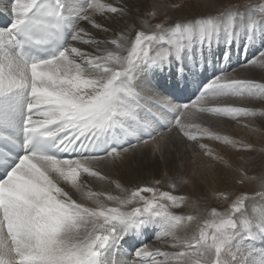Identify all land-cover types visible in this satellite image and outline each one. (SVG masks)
I'll return each instance as SVG.
<instances>
[{
	"label": "snow or ice",
	"instance_id": "1",
	"mask_svg": "<svg viewBox=\"0 0 264 264\" xmlns=\"http://www.w3.org/2000/svg\"><path fill=\"white\" fill-rule=\"evenodd\" d=\"M205 6L212 10L173 17L183 5L12 2L10 27L0 28V264H264V247L255 246L264 242V175L236 169L237 185L256 187L214 193L227 207L200 217L174 212L187 197L161 191L160 179L126 187L101 169L148 150L163 158L173 138L228 169L205 141L254 151L214 129L224 119L264 122V110L236 106L264 103L255 75L234 78L221 67L206 83L193 81L186 103L160 84L166 71L187 84L200 57L207 61L205 45L254 43L259 32L264 48V0ZM240 67L264 80V50ZM167 179L173 188L186 183ZM153 234L171 239L173 251L141 241Z\"/></svg>",
	"mask_w": 264,
	"mask_h": 264
},
{
	"label": "bare ground",
	"instance_id": "2",
	"mask_svg": "<svg viewBox=\"0 0 264 264\" xmlns=\"http://www.w3.org/2000/svg\"><path fill=\"white\" fill-rule=\"evenodd\" d=\"M101 2L108 3V2H112V0H101ZM151 2L152 0H148L147 3L145 4H149ZM155 2L159 3L158 0H155ZM168 2L169 3L162 2L159 4L170 7V5L174 3L171 0H169ZM198 2L200 3L201 8L202 7L206 8L207 11L212 10L205 6V0H198ZM130 3H132L133 5L138 3L139 6L141 7L140 5L141 0H130ZM10 7L11 5L6 0H0V17L3 14L2 11H7L10 14ZM135 9H136L135 7L132 9L133 14L134 15L139 14L137 13V10L135 11ZM194 10H196V8L192 9V8L186 7L183 10V12L179 10L175 11L174 9H171L169 11V15L173 17L192 16L193 15L192 13H194L193 12ZM179 12H182V14H178ZM1 24H4V22L1 21ZM87 27L91 29L90 25H87ZM92 31L94 32V34L100 35L99 33H96L95 30H92ZM259 44H261V42L259 38V32H257V38L254 41V43H249L246 40L245 41L237 40L231 46H227V45L217 46L216 44H213L210 49L208 48L207 45H205L204 48H205V56L207 57V61L205 62L203 57H200L201 62H204L206 65L205 74L203 76L204 80L208 81L212 79L213 76L217 73L218 69L221 67H226V68L231 69V71L229 72V75L234 78H237L236 72L243 70L241 69L240 65L245 64L249 60L255 59L258 56L256 55V52L259 47ZM223 51L228 57H230L229 60L222 59ZM217 61H219V63ZM171 76L172 74L167 71L160 74L159 76L160 84L163 83L164 78L166 79V84H170ZM236 106L253 107L257 111L264 110V105L262 103H258V104L254 103L250 105V104H245V103L237 101ZM244 119L241 118V120H239L238 122L232 121L233 123L231 124H234L233 127L229 126L228 121L224 119L219 123V125L215 126L214 130L219 131L221 135H226L227 133L225 132L227 130L224 131V127H229L234 132L235 131L238 132L237 133L239 134L238 141H241V143H244V144L253 145V149L257 153L256 159L258 157L260 158L256 160L255 166L247 169L248 174L252 176L264 175V152L261 151V149L264 148V122H262L260 118H256V119L248 118L251 121V123L249 125L247 124L246 125L252 128L250 129L251 132H247V133L244 132L242 135L241 128L242 127L244 128L245 126L244 124L245 121L244 122L242 121ZM235 137L236 136H234V138ZM209 142L207 141L206 143H208L209 147L212 148L213 150H215L216 148L217 150L221 149V147H218V145H216L214 141H211V143ZM184 144L185 143L181 142V140H179L178 138H173L172 140H170L168 145L165 147L163 158H161L159 153L153 156L151 151L148 150L146 152H137L134 156H129V158L124 160L123 162H117L115 166H112L111 164L103 165L101 169L102 171L110 174L113 178L120 179L121 182L124 183L126 187H132L138 184L141 185L142 183L144 184L148 183L149 185L152 184L153 181L156 179V177H158V174H156V171L159 170L160 167L166 168L165 170H169V171H166V172L164 171L165 173L164 174L162 173L161 174L162 176L159 177V179H163L162 184L160 185H164V184L170 185V182L167 179L168 177L182 178L184 181H186V183L177 184L179 185L178 188L180 189V192L177 190L178 192H176L175 194L177 195L179 193L180 195L182 194V196L187 197V201L185 205L182 206V208L173 209L174 212L178 211L181 213H190V214L196 213V212L201 211L205 205H207L209 209H211L212 207H218L219 204L217 202L221 203V201L218 200L214 196V193L216 192L223 191L228 188H235L240 191L241 189H246L251 192L256 187L255 184L240 187L232 183V181L235 180L234 177L239 175V172H237L236 169L247 167L249 165L248 152L243 153L242 151L239 152V151H236L235 149L222 148V150L218 152L219 154L216 152V150L214 151L218 155H223V154L225 155V156L223 155L224 158L228 160L229 163L232 164L231 169L227 168L225 170H219V166L221 167L222 164L220 165L218 164V169H214L215 167L213 168L209 166L208 162L211 161L209 160V161H202L199 167L196 166L198 169H196L195 167H194L195 169L194 168L191 169L189 177L186 172L182 173V170H178L177 173L176 172L174 173L173 170L175 169V166H178V168H181L182 163L185 160V157H186L185 151L187 149L185 148ZM237 156H239V158ZM190 166H192V164ZM197 172H201L202 176L200 178L197 176L196 174ZM195 176L198 178L199 181L196 179ZM232 184H234L235 187L230 186ZM168 185L165 186L167 191L171 190L169 189ZM104 189H107L110 191L112 190L111 187L106 186V185L102 186L100 184H96L94 186V190H104ZM191 226H195V222H191V224L186 229L187 231L186 230L182 231L180 235H184L185 232L189 233L188 230H190ZM143 237H147V240H148L147 244L149 245L150 249L160 248L161 250H164V251H173V249L165 246V243L172 242L171 239H169L167 242H161L154 238V234L151 236L145 235ZM255 245H258L256 246L257 248L264 247V242L257 240L255 242Z\"/></svg>",
	"mask_w": 264,
	"mask_h": 264
},
{
	"label": "rangeland",
	"instance_id": "3",
	"mask_svg": "<svg viewBox=\"0 0 264 264\" xmlns=\"http://www.w3.org/2000/svg\"><path fill=\"white\" fill-rule=\"evenodd\" d=\"M147 1L148 0H141V3H140V5H141V7H140V10L141 11H143L146 7H147V4H145V3H147ZM169 0H158V2L159 3H162V2H165V3H169L168 2ZM171 1H173L174 3H176V4H181V5H183V7H181V8H178V9H174L175 11L176 10H179V11H182L183 12V10L186 8V7H189V8H196V10H194L193 12L194 13H192L193 15H195V14H197V13H199V14H201V13H205V12H207V10H206V8H201V5H200V3L198 2V0H171ZM217 2L218 3H220V4H227V3H229V2H233V3H238L239 5H241V6H243V5H247V4H253V3H259V2H261V0H217ZM138 4V3H137ZM136 5V4H135ZM135 11H136V9H135ZM182 12H179L178 14H182ZM138 13V12H137ZM263 48L261 47V44H259V47H258V49H257V52H256V55H259V51H261ZM264 50V49H263ZM253 75H255V77H257V79H258V82H263L264 80H260V75H261V73L259 72V70H256V72H255V74L254 73H252V72H249L248 70H246V69H243V70H241V71H237L236 72V77L237 78H246V77H250V76H253ZM259 102H256V104H258ZM263 105H264V103H262ZM250 105H252V104H250ZM243 118V117H242ZM244 119V118H243ZM249 119H253V118H249ZM248 118L246 119H244V120H242L243 122L245 121V126H244V128L242 127L241 129V133H242V135H243V133L245 132V133H247V132H251L250 131V129H252V128H250V127H248L247 125H249L250 123H251V121L249 120ZM254 119H256V118H254ZM240 120H241V118H240ZM226 121H228V124H229V126H231V127H233V125L234 124H231V123H233L231 120H227L226 119ZM247 124V125H246ZM229 127H224V131L225 130H227L225 133H227L226 135H228L230 138H232V139H236L237 141H238V139H239V134H237L238 132H234L232 129H228ZM248 128V129H247ZM229 131V132H228ZM230 131H231V133H230ZM243 131V132H242ZM236 136L235 138H234V136ZM232 135V136H231ZM253 139V138H252ZM205 142H207V141H205ZM209 142V141H208ZM215 142V144L216 145H218V147H221V149L220 150H222V148H229L228 146H224V145H222V144H220L219 142H216V141H214ZM241 142V141H240ZM185 144H184V146H185V148L187 149H185L186 151V157H185V160H184V162L182 163V167L181 168H178V166H175V169L173 170L174 171V173L176 172H178V170H182V173H184V172H186L187 173V175H188V177L190 176V170L191 169H193L194 167L196 168V169H198L197 167H199L200 166V164H201V162L202 161H209V160H211V159H208V158H206L204 155H203V153L202 152H200L198 149H195V148H193V147H191L189 144H188V142L186 143V142H184ZM209 143H211V141L209 142ZM186 145H188V146H186ZM190 149H189V148ZM217 147V146H216ZM192 148V149H191ZM189 149V150H188ZM229 149H231V148H229ZM216 150V152L218 153L220 150L218 149L217 150V148L215 149ZM214 150V151H215ZM215 152V153H216ZM240 152V151H239ZM243 153H245V151H242ZM219 154V153H218ZM199 155V156H198ZM224 155V154H223ZM222 155V156H223ZM248 157H249V160H248V163H249V165L247 166V167H243L245 170H247L248 168H250V167H253V166H255V164H256V160L258 159V158H260V157H258L257 159H256V157H257V153L255 152V151H251V152H248ZM200 156H201V158H200ZM225 156V155H224ZM170 157V156H169ZM189 157V158H188ZM238 158H239V156H237ZM166 159H167V157H166ZM206 159H208V160H206ZM188 160H190V161H188ZM199 160H200V162H199ZM212 161V160H211ZM208 162L209 163V166L210 167H215L214 169H218V163H216V162H214V161H212V162ZM190 162V163H189ZM195 165H194V164ZM210 163H212V164H210ZM192 164V166H190V165ZM213 165V166H212ZM220 165V164H219ZM103 165H101V167H102ZM197 166V167H196ZM224 169H223V168ZM163 170H162V169ZM194 168V169H195ZM166 168H163V167H160L159 168V170H157L156 171V174H158V177H156V179H159V177H161L162 175V173L164 174L166 171H169V170H165ZM225 169H227V168H225L223 165H221V167L219 166V170H225ZM165 171V172H164ZM203 171V170H202ZM248 172V171H247ZM160 173V174H159ZM197 174V176L200 178L201 176H202V174H201V172H197L196 173ZM196 177V176H195ZM196 179L198 180V178L196 177ZM161 181L163 180V179H160ZM199 181V180H198ZM232 183H234L235 185H237L236 184V182H235V180L234 181H232ZM144 183H142L141 185H143ZM148 184V183H147ZM162 184V183H161ZM234 184H232V185H230V186H233V187H235V185ZM151 185V184H150ZM165 185V184H164ZM164 185H156V187H160V190H162V191H167V189H166V187L165 186H167L168 184H166L165 186ZM238 186H240V185H238ZM163 187V188H162ZM168 187H169V189H171V190H169L168 192H170L171 194H173V195H175L176 194V192H180V189L178 188L179 187V185H177L175 188L176 189H174L173 187H171L170 185H168ZM167 187V188H168ZM240 187H243V186H240ZM166 190H165V189ZM173 188V189H172ZM178 188V189H177ZM228 189H233V188H228ZM178 190V191H177ZM244 190H246V189H241V191H244ZM148 195H150V194H148ZM177 195H180L179 193L177 194ZM182 195V194H181ZM189 197V196H188ZM218 204H219V206L217 207L218 208V210H220V211H223L224 210V208L225 207H227V205H223L222 203H219V202H217ZM208 211H210V209L208 208V206L207 205H205L204 207H203V209L201 210V211H199V212H196V213H192V214H190V213H181V212H178V211H176V213L178 214V215H194V216H200V217H203L204 215H206L207 214V212ZM193 222H195V226H191L190 227V230H188V232L190 233L195 227H196V221H193ZM193 227V228H192ZM187 231V230H186Z\"/></svg>",
	"mask_w": 264,
	"mask_h": 264
}]
</instances>
